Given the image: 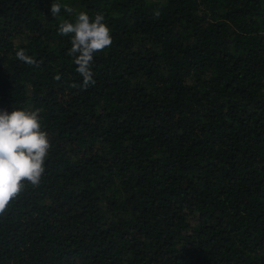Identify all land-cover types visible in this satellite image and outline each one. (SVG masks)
<instances>
[{"label": "trees", "instance_id": "trees-1", "mask_svg": "<svg viewBox=\"0 0 264 264\" xmlns=\"http://www.w3.org/2000/svg\"><path fill=\"white\" fill-rule=\"evenodd\" d=\"M53 2L0 0V111L51 144L0 264H264V0ZM79 12L113 41L87 88L58 34Z\"/></svg>", "mask_w": 264, "mask_h": 264}, {"label": "clouds", "instance_id": "clouds-1", "mask_svg": "<svg viewBox=\"0 0 264 264\" xmlns=\"http://www.w3.org/2000/svg\"><path fill=\"white\" fill-rule=\"evenodd\" d=\"M61 7L54 0L50 8L51 15H58ZM63 7L65 12H73L72 8ZM58 34H71L69 54L75 57L74 64L77 66L76 71L83 77V87L94 85V54L104 51L113 42L104 16L97 14L92 19L86 12H79L74 23L64 20L59 24ZM16 56L29 65L36 64L25 50L18 51ZM56 79L59 80L60 76ZM50 147L48 133L42 130L39 109L13 108L11 112L0 111V215L21 195L26 184L34 188L40 186Z\"/></svg>", "mask_w": 264, "mask_h": 264}]
</instances>
